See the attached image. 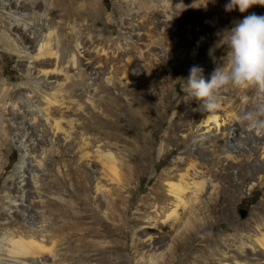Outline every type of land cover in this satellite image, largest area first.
<instances>
[{
	"label": "bare ground",
	"instance_id": "bare-ground-1",
	"mask_svg": "<svg viewBox=\"0 0 264 264\" xmlns=\"http://www.w3.org/2000/svg\"><path fill=\"white\" fill-rule=\"evenodd\" d=\"M101 2L0 0V10L6 13H0V26L5 27H0V42L19 56L25 76L23 83L13 86L0 78V146L17 136L23 150L9 182L21 186L25 176H39L46 151L38 156L33 148L45 144L53 150L61 142L72 158L63 159L66 173L53 185L64 188L43 193V198L55 206L56 216L76 204L84 219L95 216L92 223L100 224L96 230L105 239L101 246L112 254L121 256L119 238H127L133 229L139 241L136 250L140 252L145 242L151 247L147 264H264V204L256 207L251 226H243V232L236 228L229 239L208 233L218 219H231V207L247 182L264 185V129L241 119L264 105V95L255 87L230 85L215 94L218 107L213 111L192 97L189 104L177 101L171 94L178 84L172 78L177 76L174 68L189 74L193 65H199L208 79L217 63H226L228 52L223 42L217 54L206 51L203 58L192 43L171 35V28L188 26L180 21V13L195 7L193 1L117 0L121 32L108 37L95 34L94 13ZM226 3L199 0L204 11L221 13L220 18L207 20L222 31L244 15H264L260 5L244 14L238 9L226 12ZM137 79L152 88L151 96L137 91ZM88 83L93 85L90 91L85 88ZM89 99L93 121L72 118V113L86 111ZM221 129L227 139L224 145ZM29 131L32 134L26 136ZM52 152L62 156L57 149ZM147 175L148 192L131 204L130 185ZM89 180L96 206L106 205L104 218L92 211L85 188ZM129 192L127 199L124 194ZM4 207L0 215L23 210L21 218L37 230L20 231L18 225L12 228V218L6 221L0 264H48L45 256L51 264H75L66 245L71 238L66 229L73 226L69 217L59 216L55 238L48 241L43 234L49 226L46 209L35 208L30 199L18 206L7 201ZM111 240L117 242L113 245Z\"/></svg>",
	"mask_w": 264,
	"mask_h": 264
},
{
	"label": "rangeland",
	"instance_id": "rangeland-1",
	"mask_svg": "<svg viewBox=\"0 0 264 264\" xmlns=\"http://www.w3.org/2000/svg\"><path fill=\"white\" fill-rule=\"evenodd\" d=\"M189 1H193L195 7H186V9L180 13V21L186 22L188 26L179 25L177 27L171 28V35L173 37L180 38L185 42L192 43L196 47L198 52L201 51L203 58L205 57L204 55L206 51L211 52L210 54H212L213 56L219 52L220 48L218 49V47L222 46L224 39H220L219 34L221 33V29L213 26L214 23H211L210 21L215 18H220L221 13L217 10L209 12H206V10L204 11V8H201L199 6V0ZM204 1L208 3V0ZM261 7L264 9V6ZM119 9L120 8L117 6V0H102L99 11H96L94 13L93 20L95 21V34L100 35L102 37H108L121 32V28L119 26V19L121 18L122 13H118ZM0 13L6 14L4 11L1 10ZM114 13L116 14L115 16L111 15ZM175 13L177 14L179 13V11L175 10ZM84 16L88 15L86 14ZM207 19L211 20L208 21ZM93 20L90 21L92 22ZM204 21H206L207 23ZM209 22L211 26L203 24H209ZM0 27L2 30L5 29L4 24H2ZM208 28H211L212 30ZM215 41H217L216 46ZM225 54V56H227V53ZM22 63L23 62L17 54L6 50L4 48V45L0 42V78L6 79L8 85H19L25 80L23 72L24 66ZM169 68L170 66H167V69ZM174 70L177 73V76L173 75L172 78H177L178 84L175 85L171 94L177 97V101L183 100L186 104H189V102L187 101L190 99L191 96L186 91V78L189 74L179 68H174ZM170 72L174 73V71ZM134 87L137 89V91L146 95L149 94L151 96L152 94V88L148 87L141 80L137 79V84ZM85 88L90 91L93 88V85H90V83H88ZM98 94L100 95L101 93ZM167 103L168 100L165 101V105H167ZM87 104L89 106L85 108L86 111H81L80 115H77L75 112L69 115L72 118H77L80 120H82L84 117H87L89 118V121H93V116L91 113H89L93 109L91 99L87 101ZM94 109L100 111L99 108ZM5 130L8 134H11L12 127L10 125H7L5 126ZM218 132L223 137L220 144L224 145L227 139L222 134L225 131L221 129L220 131L218 130ZM30 134H32L31 131L27 132L26 136ZM21 142L22 140L16 136L14 140H8L0 146V212L4 210V206L7 201H11L14 205L18 206L21 203L26 204L28 199L32 200V205L35 208H44L46 209L45 213L48 214V217L46 218V221H48L49 223V226H47L48 231L43 232V234H47L46 238L48 241L53 240L55 238V229L58 227V224L60 222L59 216L69 217V220L71 223H73V226H69L66 229V232H71V238L69 242H66V245H68L69 243L68 251L70 253V257L73 259L75 264H111L113 259L119 261V264H141V256H143V264H147L145 262L151 253V247L148 245V242H145V247L141 249L140 252H138L136 249L139 241L135 237L133 229L129 230L127 238H119L118 245L120 246L119 251L121 252V256L119 257L118 253L112 254L109 248L101 246V244L104 243L103 241H105V239L102 238L96 230L99 229L100 231V224L92 223L95 216L88 215L84 219L82 217L83 210L79 208L77 204L72 205V208H67V210H70L67 212L64 208L63 214L60 213L58 216H56L54 213L55 206L52 203L45 201V198H43V193H49V191H52L53 189L64 188L63 186L56 187L53 185L55 179L63 178V175L66 173L63 159L66 158L69 160V158H72L70 155L71 152L63 143H56L53 150L51 148H48V146L46 147L45 144L36 145L32 150L34 154H37L39 156L41 155V152L43 150L46 151V156L44 158L46 159L45 166L40 170L39 176L35 177L33 174L31 176H25V179L21 182V186H19L16 181L9 182V177H11V175L16 171L17 166L19 165L23 155V150L20 148ZM56 149L62 153L61 157H59V155L56 156V152H52ZM173 155L174 153H171L165 156L164 158L166 161H168L173 157ZM2 166L4 167L2 168ZM255 166L258 167L257 164H255ZM95 168L97 170H100V166L98 163L95 165ZM148 176L149 175L145 177H139L135 180L134 183L130 185L129 188L131 189V192L133 191L132 197L129 196L131 192L124 194L127 199L130 197L127 201H130L131 204L135 200L136 203L140 202L146 192H148L150 186L148 183ZM136 185H138V188L133 190L134 187L136 188ZM23 187L25 188L24 190H26V196L28 198L27 200L24 199V196L21 192V189ZM85 188L87 190V194L91 196V201L89 202L91 204V207L94 208V210L92 211L94 212L96 217L104 218L106 213V205L105 203H103L102 208L96 206V203L94 202L93 198L95 196L93 184L92 182H90V180L87 182V184H85ZM241 195L244 196V198L241 199ZM261 204H264V185H261L255 180H250L241 188V192L236 199L235 205L231 207V219H218L212 227H209L208 233L210 235H227L226 238L229 239L231 237V234L235 232L236 228L237 230H239V232H243L244 230L242 229V227L246 226V228H248L251 226L253 216L257 213L256 207ZM136 207L137 205H133V207H131V210L134 212L136 210ZM18 212L19 213H14L11 211L10 214H4L3 216L0 215V237L9 228L5 227V225L3 224L11 218L13 220L12 228L15 227L14 225H18L20 231L29 230V228H34L35 230H37V227H32L29 222L21 218V215L24 213L23 210ZM61 219L64 220V217ZM122 228L124 231L127 230V227L125 225H123ZM15 229H17V227ZM39 234L41 233H38L37 239L40 240L42 236ZM140 238L143 241L145 239L144 236H141ZM116 242L117 241L115 240L110 241V243L113 245ZM224 242L226 243L227 241L225 240L223 241V243ZM207 249L211 250L209 247H207ZM220 249L222 252H225L226 250L224 246H220ZM45 257L47 263L51 264V260L48 258V256Z\"/></svg>",
	"mask_w": 264,
	"mask_h": 264
},
{
	"label": "clouds",
	"instance_id": "clouds-1",
	"mask_svg": "<svg viewBox=\"0 0 264 264\" xmlns=\"http://www.w3.org/2000/svg\"><path fill=\"white\" fill-rule=\"evenodd\" d=\"M256 5L264 6V0H227L224 10L231 12L238 9L244 14ZM219 35L228 49L226 63L223 60L217 63L208 79H205L201 66L193 65L186 78L187 93L193 100L203 102L207 111L218 107L215 94L230 85L255 87L258 93L264 95V15L254 12L244 15L243 19ZM261 117H264V105L255 112L246 113L241 119L248 121L253 128L264 129Z\"/></svg>",
	"mask_w": 264,
	"mask_h": 264
},
{
	"label": "water",
	"instance_id": "water-1",
	"mask_svg": "<svg viewBox=\"0 0 264 264\" xmlns=\"http://www.w3.org/2000/svg\"><path fill=\"white\" fill-rule=\"evenodd\" d=\"M244 214V213H243Z\"/></svg>",
	"mask_w": 264,
	"mask_h": 264
}]
</instances>
